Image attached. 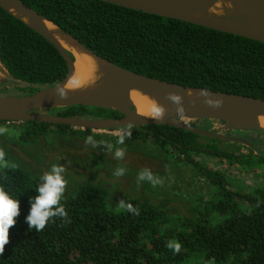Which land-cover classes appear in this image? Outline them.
<instances>
[{
	"label": "trees",
	"instance_id": "16d2710c",
	"mask_svg": "<svg viewBox=\"0 0 264 264\" xmlns=\"http://www.w3.org/2000/svg\"><path fill=\"white\" fill-rule=\"evenodd\" d=\"M21 1L125 69L184 86L264 98L262 41L103 0ZM0 62L11 76L8 83L0 77V96L28 95L61 82L68 73L57 48L2 7ZM7 84L14 90H6ZM50 111L81 118L122 117L115 110L84 105ZM23 123L25 143H36L51 127L74 139L96 135L91 129L65 124ZM212 123L190 122L207 130ZM238 131L256 133L258 142L245 137L257 148H249L248 153L220 150L169 124L132 127L131 138L126 139L174 148L213 186L210 195H202L186 209L181 227L168 226V199L136 197L113 207L102 184L86 181L61 201L68 222L57 217L39 233L29 230L25 218L41 177L6 159L0 166V187L20 201V215L9 230L10 243L0 264H264V186L249 193L237 190L226 174L193 157L207 154L230 164L263 168L264 131ZM129 203L139 214L127 210ZM177 243L179 253L174 250Z\"/></svg>",
	"mask_w": 264,
	"mask_h": 264
},
{
	"label": "rangeland",
	"instance_id": "374dc122",
	"mask_svg": "<svg viewBox=\"0 0 264 264\" xmlns=\"http://www.w3.org/2000/svg\"><path fill=\"white\" fill-rule=\"evenodd\" d=\"M0 77L5 83L11 78L1 64ZM6 90H14V88L7 84ZM50 109L38 110V112L43 113L44 110H48V113L52 114L53 111ZM222 126L221 122L213 120L208 130L221 131L225 135L231 131H224ZM0 127L7 129L0 136V150L5 153L4 161H0V166L8 159L31 175L41 177L53 164H62L66 168L64 175L67 180L64 196L72 194L80 183L93 181L102 184L108 190L110 205L113 207L121 205V201L124 203L130 198L147 197L155 200L165 198L170 201L168 226L181 227L186 209L193 207L202 195H210L213 191V186L174 148L128 139H125L124 144H118L115 140L117 130L94 131L96 134L93 136L94 139L104 143L93 147L84 139L60 135L55 127H51V130L36 143H25L21 139L25 130L23 122H0ZM235 132H237L236 136H248L253 142H258L254 132H238V130ZM199 140L214 143L220 150L235 153H248L250 148L234 141L206 137H200ZM108 143L113 145L111 151L105 146ZM116 148L125 151L122 159L115 157ZM193 157L203 165L222 171L237 190L249 193L256 187L264 186V167H242L207 154H197ZM120 168L124 169V174L116 176L114 173ZM144 169L150 170L153 176L159 179V183L153 185L148 180H138L140 172Z\"/></svg>",
	"mask_w": 264,
	"mask_h": 264
},
{
	"label": "water",
	"instance_id": "95a60500",
	"mask_svg": "<svg viewBox=\"0 0 264 264\" xmlns=\"http://www.w3.org/2000/svg\"><path fill=\"white\" fill-rule=\"evenodd\" d=\"M127 8L141 10L150 14H155L168 18L204 25L216 30L234 33L246 36L264 42V0H253L257 15L258 30L263 33L237 32L224 27L222 24H210L209 22L196 21L191 19L195 14L209 11L219 0H103ZM0 7L25 22L28 26L40 33L50 43H52L66 60L68 73L59 83L50 85L45 89L30 93L24 96H0V99L6 100L12 110H0V121L4 122H28L37 121L50 124H65L79 129H91L93 131H116L121 127L169 124L197 134L200 137L211 139L234 141L244 144L250 148L256 149L257 144L251 142L246 137L226 136L224 132L217 130H207L194 126L187 121L194 119L216 120L223 124L224 131L227 130H258L264 131L260 122V116L264 114V98L246 96L241 94H229L221 91H213L200 87L184 86L170 81L155 77L146 76L123 67H120L105 58L97 55L86 48L78 40L67 32L63 31L58 25L47 19L32 7L21 0H0ZM14 8L22 12L25 16L32 19V23L26 22L23 18L10 11ZM54 24L69 38L75 40L83 48L104 60L117 69L119 78L117 82L116 93L113 95H103L99 100L90 99L82 96H73L66 94L61 98L57 90L62 89L63 85L69 82L74 74L75 56L68 50L61 41L48 29L44 21ZM260 23V24H259ZM73 56H71V55ZM2 65V63L0 62ZM3 66V65H2ZM4 67V66H3ZM8 72V71H7ZM11 77V76H10ZM154 90L159 93L172 91L179 95L181 100L179 104L174 103V114L170 120L157 119L156 117L142 116L136 113V107L128 100V95L134 89ZM196 89L201 91L218 94L223 98V103L218 108L208 107L204 104H198L191 100L186 94V90ZM53 92L58 99V105L41 104V101L47 93ZM115 102L117 106L106 105L104 102ZM73 105H84L100 107L119 112L122 117L116 118H81L79 116H61L57 114L40 113L38 110L60 108ZM183 111H178V109ZM36 110V111H34Z\"/></svg>",
	"mask_w": 264,
	"mask_h": 264
},
{
	"label": "bare ground",
	"instance_id": "6f19581e",
	"mask_svg": "<svg viewBox=\"0 0 264 264\" xmlns=\"http://www.w3.org/2000/svg\"><path fill=\"white\" fill-rule=\"evenodd\" d=\"M253 9H255L253 0H219L209 11L195 14L191 19L210 24L220 23L233 31L260 33L263 36V33L258 31L260 30L256 19L258 13ZM10 11L26 22L32 23V19L19 10L10 8ZM44 23L75 56L74 74L69 82L62 87L66 94L99 100L103 95L111 96L116 93L119 78L117 69L83 48L51 22L46 20ZM202 92L206 95H201ZM169 94L174 93L168 91L162 94L154 90L138 88L130 91L128 100L135 105L136 113L139 115L155 117L153 109L162 107L166 111L161 119L170 120L174 114V102L168 98ZM186 94L194 102L212 108H218L223 103V98L220 95L206 91L189 89L186 90ZM104 103L117 106L115 102ZM41 104L58 105L59 101L53 92H49ZM0 110H12V108L6 100L0 99ZM260 122L264 127V114L260 116Z\"/></svg>",
	"mask_w": 264,
	"mask_h": 264
},
{
	"label": "clouds",
	"instance_id": "9594fccd",
	"mask_svg": "<svg viewBox=\"0 0 264 264\" xmlns=\"http://www.w3.org/2000/svg\"><path fill=\"white\" fill-rule=\"evenodd\" d=\"M61 98L66 97V93L63 89L57 90ZM201 95H206V93H201ZM168 98L174 103L179 104L181 97L176 94H169ZM154 115L157 119L163 118L165 115V109L162 107H156L153 109ZM178 111H183V109H178ZM7 131L6 128L0 127V134ZM118 137L117 143L124 144L126 138H131L132 135V125L128 124L127 127L119 128L116 133ZM87 144H91L93 147L99 146V144L104 142H97L92 135L86 137ZM106 148L111 151L113 145L108 143L105 145ZM115 157L117 159H122L125 155V151L121 148H116ZM5 153L0 150V161H4ZM66 168L64 165L53 164L50 170L43 173L41 176V183L36 188L37 195L31 197V207L28 215L26 216V222L28 224V229H35L37 233L43 231L48 225L49 221L55 222L54 218L60 217L68 222V213L65 207L61 204L62 199L67 188V180L65 179ZM116 176H121L124 174V169L120 168L114 173ZM138 180H148L153 185L159 183V179L154 177L150 170L144 169L140 172ZM123 206V201H121ZM127 210L135 214H139L138 210L133 208L132 204H127ZM20 215V201L17 198L7 192L3 187H0V256L5 252V246L10 243L9 230L11 227L15 226L16 220ZM171 247V245H169ZM175 252L179 253L180 244L175 245Z\"/></svg>",
	"mask_w": 264,
	"mask_h": 264
},
{
	"label": "flooded vegetation",
	"instance_id": "af4514ba",
	"mask_svg": "<svg viewBox=\"0 0 264 264\" xmlns=\"http://www.w3.org/2000/svg\"><path fill=\"white\" fill-rule=\"evenodd\" d=\"M237 131V130H236ZM238 132H240V131H238ZM236 133L237 132H235V130H231V131H228L227 133H226V136H236ZM236 137H239V136H236ZM240 137H245V136H240ZM217 140H219V139H217ZM258 144H260V143H258Z\"/></svg>",
	"mask_w": 264,
	"mask_h": 264
},
{
	"label": "crops",
	"instance_id": "0c3cea01",
	"mask_svg": "<svg viewBox=\"0 0 264 264\" xmlns=\"http://www.w3.org/2000/svg\"><path fill=\"white\" fill-rule=\"evenodd\" d=\"M7 71V70H6Z\"/></svg>",
	"mask_w": 264,
	"mask_h": 264
}]
</instances>
